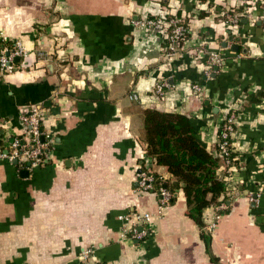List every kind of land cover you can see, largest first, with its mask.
Returning a JSON list of instances; mask_svg holds the SVG:
<instances>
[{"label": "crops", "instance_id": "0c3cea01", "mask_svg": "<svg viewBox=\"0 0 264 264\" xmlns=\"http://www.w3.org/2000/svg\"><path fill=\"white\" fill-rule=\"evenodd\" d=\"M167 10L188 24L170 63L162 38L133 23ZM0 33L28 53L26 67L0 75V149L31 106L42 109L53 138L44 165L18 169L0 159V264H83L85 247L94 264H264V3L0 0ZM213 53L222 61L206 76ZM160 80L168 84L163 96L154 93ZM147 107L189 115L213 153L223 119L236 114L235 160L217 170L227 212L216 218L215 205L204 208L203 228L187 216L181 188L164 206L138 188L147 165L174 180L146 153ZM134 212L151 214L141 239L129 234Z\"/></svg>", "mask_w": 264, "mask_h": 264}, {"label": "built area", "instance_id": "2783aa9c", "mask_svg": "<svg viewBox=\"0 0 264 264\" xmlns=\"http://www.w3.org/2000/svg\"><path fill=\"white\" fill-rule=\"evenodd\" d=\"M252 3L263 4L264 0H252ZM227 22L236 26L238 19L229 15L227 16ZM133 23L138 27L155 31L162 38L164 57L167 63L173 61L188 33V24L185 16L175 12L172 13L169 10L158 15H150L134 20ZM9 39L8 36L0 33V75L26 67L25 60L28 57V53L24 45L19 40H12L11 44L7 45L6 42ZM221 61L222 54H210L204 65V75L209 76L211 66L220 64ZM167 86L168 84L165 80H160L154 86V93L163 96L165 93L164 89ZM192 87L196 92H201L202 90L198 83ZM128 97L131 100L137 99L135 93H130ZM18 117L21 130L11 137L5 150L0 149V159H6L9 162L16 160V167L18 169L26 168L29 170L46 164L50 160L53 138L44 126V113L42 109L38 106L27 107L19 113ZM235 126L236 114L231 111L221 123V132L218 136L216 147V153L222 158L223 165L227 167L232 166L235 160L233 149ZM154 180V175L148 165L143 166L136 174L138 188L143 191H152L159 196L162 206L167 205L171 199V191L164 186H156ZM215 208L218 211L216 218H219L222 215L220 211L227 208L226 203L220 201V203L215 205ZM150 218L151 214L148 212H134L131 215L132 226L129 229L130 236L136 239L146 236L147 231L145 228ZM214 226L213 221L209 225V229L211 230ZM92 254L93 249L91 247H85L80 250L79 256L83 264H94L91 260Z\"/></svg>", "mask_w": 264, "mask_h": 264}, {"label": "trees", "instance_id": "16d2710c", "mask_svg": "<svg viewBox=\"0 0 264 264\" xmlns=\"http://www.w3.org/2000/svg\"><path fill=\"white\" fill-rule=\"evenodd\" d=\"M161 6L165 4L161 3ZM11 41L9 39L6 44L10 45ZM142 123V139L148 156L157 165L165 166L174 180L183 183L182 186H175L172 181L163 180L152 172L155 178L154 184L166 186L171 192L181 188L187 216L203 228L204 208L220 203L219 198L226 192V183L217 174L223 162L222 158L217 153L207 150L198 140L195 135L194 120L183 112L147 107L142 110ZM220 132L221 125L218 136ZM226 212L227 210L220 211L221 214ZM201 236L207 246L209 234L202 230ZM212 260L217 263L215 258Z\"/></svg>", "mask_w": 264, "mask_h": 264}, {"label": "water", "instance_id": "95a60500", "mask_svg": "<svg viewBox=\"0 0 264 264\" xmlns=\"http://www.w3.org/2000/svg\"><path fill=\"white\" fill-rule=\"evenodd\" d=\"M237 49H238V46H236V45L233 46V50H234V51H236ZM48 68L50 69V68H51V65H48ZM214 69L216 70V69H217V66H215ZM49 105H50V102L47 101V102H45L44 107H48ZM53 111H54V109H53ZM13 163H16V160H14ZM20 174H21L22 176H27V175H28V171L25 170V169H24V170H21ZM172 183H173V185H175V186H177V185L182 186V185H183V183H179V182L176 181V180H173ZM165 187H166V186H165ZM253 197L256 198V195H254Z\"/></svg>", "mask_w": 264, "mask_h": 264}]
</instances>
